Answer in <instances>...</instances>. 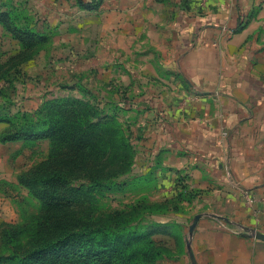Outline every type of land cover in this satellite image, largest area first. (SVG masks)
<instances>
[{
    "label": "crops",
    "instance_id": "obj_1",
    "mask_svg": "<svg viewBox=\"0 0 264 264\" xmlns=\"http://www.w3.org/2000/svg\"><path fill=\"white\" fill-rule=\"evenodd\" d=\"M92 1L4 0L54 31L56 51L39 57L60 99L108 104L120 94L134 167L153 173L157 198L187 197L195 217L255 226L264 219V0ZM21 51L0 25L1 59ZM21 146L0 143V164ZM13 172L0 168V222L12 218ZM192 249L197 264H264L263 242L223 220L202 218Z\"/></svg>",
    "mask_w": 264,
    "mask_h": 264
},
{
    "label": "trees",
    "instance_id": "obj_2",
    "mask_svg": "<svg viewBox=\"0 0 264 264\" xmlns=\"http://www.w3.org/2000/svg\"><path fill=\"white\" fill-rule=\"evenodd\" d=\"M95 1L90 5L97 7ZM2 7L0 25L22 52L50 40L35 19L18 21L22 10L8 4ZM19 56L22 54L11 60ZM9 67L0 72V82L27 77L19 64ZM105 111L67 98L49 102L35 113L17 114L16 124L1 143L26 137L49 139L63 143L69 152L52 160L55 170L32 172L30 193L40 206L24 208L17 224L0 225V264H137L133 260L141 255L145 264L162 263L161 243L154 235L173 226L159 222L142 225L140 204L133 213L118 211L104 218L96 213L98 193L94 188L115 191L123 187L118 179L130 172L136 155L121 124ZM90 164L92 170H85Z\"/></svg>",
    "mask_w": 264,
    "mask_h": 264
},
{
    "label": "rangeland",
    "instance_id": "obj_3",
    "mask_svg": "<svg viewBox=\"0 0 264 264\" xmlns=\"http://www.w3.org/2000/svg\"><path fill=\"white\" fill-rule=\"evenodd\" d=\"M5 4L4 0H0V7ZM24 5L25 3L19 4V6ZM2 11H7L6 7H2ZM22 11L24 13L18 15L17 18L19 22L24 23V20L27 18L32 20L35 19L34 22H36L37 16L26 13V10ZM38 28L42 29L41 31L44 29L48 33L47 35L50 40L47 43L40 42L31 50L21 51L20 54H22V56H19L14 62L11 59L3 60L0 56V68L2 69L0 72H6V69L10 68L9 65L14 67L19 64V66H22L23 74L30 73L32 75L28 80L27 77L21 75L22 77L19 76L15 82L10 83L8 79H4L0 82V125L2 126L0 140L11 131V125L16 124L15 122L17 119L15 117L18 113H35L49 102L61 100L59 97L62 94H60L58 89L57 80L50 77L43 81V74L49 73V71L48 65L39 57L43 51H56V49L51 46V38L54 36V31L49 30L45 24H41L39 19ZM27 84L29 85L30 91H28ZM117 95L118 97L116 95L108 96V104H102L105 99L103 98L99 101L101 98L100 96H90V98L86 97L79 100L97 107L100 110L105 109V115L121 124L123 132L130 139V143L134 147L136 153L137 137L132 131L133 123L130 119L128 120L125 118L127 112L122 106L123 98L121 97V101L118 102L120 94ZM70 99L78 98L70 97ZM14 142H18L22 144V146L13 154L10 160H5L0 164L1 170H13V176L17 179V183L14 186H10V188L7 185H3L5 191L7 190L6 187H8L7 191H9L11 195V205H9V209L11 211L10 217L12 218L9 221L0 222V225L17 224L21 222L23 218L24 208L30 206L31 209H33V207L37 208L40 206L39 200L35 199L30 193L29 184L31 182L32 172L35 170H55L57 165L52 164V160L57 157L61 158L66 152H69L63 143H53L49 139L26 137ZM90 166L92 165H88L85 170H92ZM118 180L123 187L115 191L97 189V187L94 188V191L98 193L96 206V213L98 216L104 218L118 211L133 213V209L140 204L141 207L138 211L141 213V216L138 218H140L139 221L142 225H150L153 222H159L173 226L172 229H160L163 235H154V239L161 243L159 244V248L162 250V255L160 256L161 264L179 262L183 256H188L186 240L188 239L189 228L195 215L192 211H188L187 206L181 204L187 200V197H184L183 200L180 201L176 200L175 195L165 200L160 199V197L157 198L159 185L153 173H145L144 170H137L134 165L129 173L122 175ZM1 218H3V214H1ZM208 218L216 220L221 224V219L213 217ZM227 226L240 234H245V229L264 234L263 218H259L257 224L253 227H247L236 223L228 224V222ZM257 241L263 242L260 240ZM145 260L143 255H141L134 259L133 263L145 264ZM157 260L160 261L159 259Z\"/></svg>",
    "mask_w": 264,
    "mask_h": 264
},
{
    "label": "water",
    "instance_id": "obj_4",
    "mask_svg": "<svg viewBox=\"0 0 264 264\" xmlns=\"http://www.w3.org/2000/svg\"><path fill=\"white\" fill-rule=\"evenodd\" d=\"M204 217H213V218H216V219H221V220H224L230 224H232L227 218H224V217H221V216H218V215H211V214H200V215H197L190 228H189V235H188V239L186 240V246H187V251H188V254H189V257H190V260L192 262V264H197V260H196V257L194 255V252H193V249H192V240H193V237H194V234H195V231L197 229V226L200 222V220ZM246 230V233L244 234L247 238H253V239H257V240H260V241H263L264 242V234L263 233H260V232H257V231H253V230H250V229H245Z\"/></svg>",
    "mask_w": 264,
    "mask_h": 264
},
{
    "label": "built area",
    "instance_id": "obj_5",
    "mask_svg": "<svg viewBox=\"0 0 264 264\" xmlns=\"http://www.w3.org/2000/svg\"><path fill=\"white\" fill-rule=\"evenodd\" d=\"M249 201L253 202V198L248 196Z\"/></svg>",
    "mask_w": 264,
    "mask_h": 264
}]
</instances>
